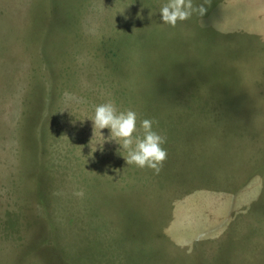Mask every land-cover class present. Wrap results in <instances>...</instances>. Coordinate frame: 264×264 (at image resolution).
<instances>
[{
	"label": "rangeland",
	"instance_id": "1",
	"mask_svg": "<svg viewBox=\"0 0 264 264\" xmlns=\"http://www.w3.org/2000/svg\"><path fill=\"white\" fill-rule=\"evenodd\" d=\"M166 2L0 0V264H264V0ZM109 100L159 174L93 151Z\"/></svg>",
	"mask_w": 264,
	"mask_h": 264
},
{
	"label": "clouds",
	"instance_id": "2",
	"mask_svg": "<svg viewBox=\"0 0 264 264\" xmlns=\"http://www.w3.org/2000/svg\"><path fill=\"white\" fill-rule=\"evenodd\" d=\"M209 3L210 0H203L201 4H194L193 0H167L160 6L159 13L164 24L175 27L178 21L190 19L193 14L205 15L207 11L205 5ZM65 97L68 100L76 99L70 93H65ZM87 118L92 121L93 137L97 131L101 133L99 141L91 144L93 151L97 144L102 149L105 141H115L120 146L118 152L123 155L127 165H135L141 169L150 168L156 174L162 170L164 161L167 159V150L163 147L167 142V136L154 129L153 125L156 121L141 120L142 132L136 134L137 113L131 109L120 110L111 100L95 105L94 114ZM103 129L109 130L108 136L102 135ZM73 194L79 198L84 197L83 190Z\"/></svg>",
	"mask_w": 264,
	"mask_h": 264
}]
</instances>
